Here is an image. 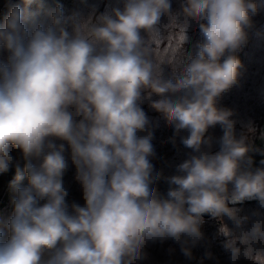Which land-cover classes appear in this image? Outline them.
<instances>
[{"label": "clouds", "instance_id": "obj_1", "mask_svg": "<svg viewBox=\"0 0 264 264\" xmlns=\"http://www.w3.org/2000/svg\"><path fill=\"white\" fill-rule=\"evenodd\" d=\"M21 3L5 0L0 24L7 53L0 61V175L13 152L25 161L0 228V264H140L146 245L169 238L193 261L205 215L219 223L229 264H264V160L252 167L248 143L255 128L249 122L237 136L234 111L217 104L238 83L236 53L264 0H181L178 12L172 0H123L122 8L87 18L66 16L57 3L47 10L49 23L37 19L44 0ZM193 22L201 39L185 61ZM145 101L173 127L170 141L179 137L191 150L165 178L164 194L152 187L161 174L150 161ZM217 125L223 135L213 152L208 132ZM56 140L70 149L82 187L84 204L72 203L71 211L66 147ZM245 201L258 209L242 215L237 205ZM205 261L220 264L211 251L198 264Z\"/></svg>", "mask_w": 264, "mask_h": 264}, {"label": "trees", "instance_id": "obj_2", "mask_svg": "<svg viewBox=\"0 0 264 264\" xmlns=\"http://www.w3.org/2000/svg\"><path fill=\"white\" fill-rule=\"evenodd\" d=\"M13 3L20 4L21 8L24 5L21 0H13ZM59 3L63 6L64 14L71 15L79 13L81 18H87L91 14L99 15L106 10H111L114 7L123 6V0H44L45 8L40 11L38 20L44 23H49L50 18L47 15V10L54 8ZM181 0H172V9L178 12L180 9ZM260 3V0H257ZM30 11H37L36 5H32ZM9 9L5 7V0H0V24L3 23L4 17L8 14ZM182 19V17H181ZM253 27L248 30V40L241 50L236 55L242 63L241 75L238 78V83L230 90L223 93L218 99L219 107L228 108L234 111L233 119L237 121L236 134L239 136L242 133L247 134L245 125L251 122L255 128V132L248 134V143L251 144L254 151L249 155L252 158V167H260V162L264 160V7H260L257 14L252 16ZM169 18L164 16L161 18L159 25L162 36H167L169 29ZM189 40L184 45L185 56L187 59L196 54L197 46L200 43V36L197 31V26L193 22L188 30ZM167 47V42L161 46ZM7 53L0 50V61H6ZM164 75L166 78H171L172 71L168 65L164 66ZM153 99H156L154 96ZM153 131L152 144L154 146L155 155L150 157V161L154 166V174L159 173L160 178L152 185L161 194L168 190V185L165 178L176 174V167L187 159L191 150L184 149L179 143V137H176L175 145L170 141L173 136V127L168 125L163 115L151 107L149 102L145 101L142 105ZM143 135V133H141ZM181 135H184L181 132ZM208 135L213 138L212 151H218V139L223 135L219 125L215 128H210ZM55 143H65L66 158H68V169L63 177L65 188L69 195L66 200L71 211L72 203H78L83 206L82 187L75 179L76 169L70 160V149H67L66 142L56 140ZM14 161L8 173L0 175V228L3 227L4 221L12 213L11 200L14 196L12 182L15 180L17 167L23 172L24 158L18 151L13 152ZM22 185L27 184V177L21 181ZM243 209V214H250L253 210L258 209L259 205L256 201H248L242 205H237ZM264 211V209H260ZM205 223L202 226L204 240L193 249V254L196 257L193 261H188L180 251L179 245L171 238L164 241L149 243L145 246L144 252L146 259L140 264H198L200 257L205 251H211L215 257L220 260V264H229L227 255L223 250V237L218 234L219 223L217 220L210 217L204 218ZM232 227L230 221H225ZM205 264H214V261H205ZM240 264H249L248 261L242 260Z\"/></svg>", "mask_w": 264, "mask_h": 264}, {"label": "water", "instance_id": "obj_3", "mask_svg": "<svg viewBox=\"0 0 264 264\" xmlns=\"http://www.w3.org/2000/svg\"><path fill=\"white\" fill-rule=\"evenodd\" d=\"M209 216H207V215H205V217L204 218H208Z\"/></svg>", "mask_w": 264, "mask_h": 264}, {"label": "built area", "instance_id": "obj_4", "mask_svg": "<svg viewBox=\"0 0 264 264\" xmlns=\"http://www.w3.org/2000/svg\"><path fill=\"white\" fill-rule=\"evenodd\" d=\"M245 202H248V201H245ZM245 202H244V203H245Z\"/></svg>", "mask_w": 264, "mask_h": 264}]
</instances>
